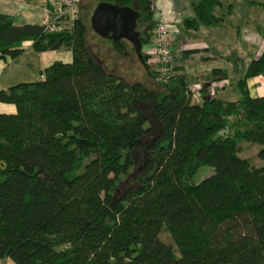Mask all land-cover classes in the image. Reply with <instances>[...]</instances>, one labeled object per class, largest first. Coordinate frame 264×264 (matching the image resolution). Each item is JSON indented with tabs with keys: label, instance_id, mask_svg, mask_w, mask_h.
<instances>
[{
	"label": "trees",
	"instance_id": "1",
	"mask_svg": "<svg viewBox=\"0 0 264 264\" xmlns=\"http://www.w3.org/2000/svg\"><path fill=\"white\" fill-rule=\"evenodd\" d=\"M107 1L139 12L142 46L153 38L151 0ZM218 2L199 0L188 22L216 23ZM81 13L56 32L0 13V60L21 55L26 40L37 52L72 53L39 80L0 90V101L16 107L0 113V260L264 264V163L239 155L247 141L264 161V95H250L246 82L264 74V49L237 81L238 99L210 97L209 85L191 103L183 75L150 89L108 71L90 50ZM111 43L127 54L126 40ZM146 71L156 79L147 63ZM224 79L211 71L215 93ZM203 165L213 172L194 182ZM162 228L175 247L160 239Z\"/></svg>",
	"mask_w": 264,
	"mask_h": 264
},
{
	"label": "crops",
	"instance_id": "2",
	"mask_svg": "<svg viewBox=\"0 0 264 264\" xmlns=\"http://www.w3.org/2000/svg\"><path fill=\"white\" fill-rule=\"evenodd\" d=\"M198 1L151 0L154 21L162 19L175 23L178 29L170 35L173 74L185 76L190 83H206L211 71L219 69L225 74L224 86L215 95L236 100L239 98L237 81L264 49V0H218L213 13L219 20L193 27L188 20L195 17L193 8ZM45 3L46 0H0V13L12 16L17 25H41ZM22 46L24 51L17 58L0 60V90L23 80L17 79L16 63L24 53L35 52L40 73L54 60L70 61L72 58L70 48L37 52L30 40L24 41ZM148 46L149 42L142 46L144 51ZM31 65L27 62V66ZM246 82L250 95H264V74L248 78ZM15 111L14 104L0 101V113ZM3 262L13 264L10 258L0 260V264Z\"/></svg>",
	"mask_w": 264,
	"mask_h": 264
},
{
	"label": "rangeland",
	"instance_id": "3",
	"mask_svg": "<svg viewBox=\"0 0 264 264\" xmlns=\"http://www.w3.org/2000/svg\"><path fill=\"white\" fill-rule=\"evenodd\" d=\"M100 1H107V0H83L82 2L83 11L81 13V16L84 17L85 20H87V22H89V18L96 4ZM111 42L112 41L110 39L102 38L98 36L93 30H89L88 32V44L90 50L97 57V59L107 68L108 71L116 75L122 76L129 82H141L150 89H156L158 87L157 79L150 76L147 73L146 68L138 61L132 49L131 44L127 42V46H126L127 54L124 55L117 53L113 48ZM61 48L63 51H67L69 50L70 47L62 46ZM145 51L147 50L145 49ZM145 51H143V47H142V53L147 56L146 63L149 65L150 69L154 70L152 63H150L151 61L148 58L149 56ZM27 62H31L32 65L27 66ZM16 66H17L16 73L18 74L17 79H23L22 81H34V80H39L41 78V74L39 72L40 68H37V62L35 61V52L32 50L27 53H24L22 57L17 61ZM24 70H26L27 72L23 73ZM239 146H240L239 155L242 157H246L251 164L260 166L264 163V161H262L257 156V152L260 148L259 144L250 143L247 141H240ZM212 172H213V167L208 165H203L194 175L193 181L198 182L201 179L205 178L206 176L210 175ZM126 185L127 183L126 184L124 183L122 187H125ZM159 237L163 242L167 244H171L172 246L175 247V244L171 236L164 228L161 229L159 233ZM2 264H6V262H3Z\"/></svg>",
	"mask_w": 264,
	"mask_h": 264
},
{
	"label": "built area",
	"instance_id": "4",
	"mask_svg": "<svg viewBox=\"0 0 264 264\" xmlns=\"http://www.w3.org/2000/svg\"><path fill=\"white\" fill-rule=\"evenodd\" d=\"M81 0H46L41 25L44 30L56 32L71 28L73 23L80 17ZM178 19L176 20L177 23ZM154 36L145 51L153 65L156 79L166 82L173 74L171 63V40L170 35L178 31L175 23L170 24L162 19L155 22ZM144 51V49H143ZM215 83H210L209 96L215 95ZM202 82H193L188 86L189 99L191 103H201L203 93Z\"/></svg>",
	"mask_w": 264,
	"mask_h": 264
},
{
	"label": "water",
	"instance_id": "5",
	"mask_svg": "<svg viewBox=\"0 0 264 264\" xmlns=\"http://www.w3.org/2000/svg\"><path fill=\"white\" fill-rule=\"evenodd\" d=\"M139 12L131 6H119L109 1H100L96 4L89 18L91 29L100 37L113 42L122 39L129 42L138 61L146 68L142 53V45L137 30ZM210 84L204 83L206 88Z\"/></svg>",
	"mask_w": 264,
	"mask_h": 264
}]
</instances>
